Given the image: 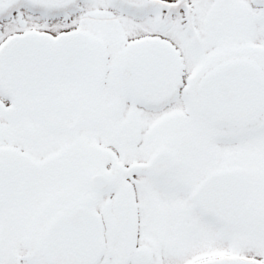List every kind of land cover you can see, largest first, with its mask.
Instances as JSON below:
<instances>
[{
    "label": "snow or ice",
    "instance_id": "obj_1",
    "mask_svg": "<svg viewBox=\"0 0 264 264\" xmlns=\"http://www.w3.org/2000/svg\"><path fill=\"white\" fill-rule=\"evenodd\" d=\"M0 264H264V0H0Z\"/></svg>",
    "mask_w": 264,
    "mask_h": 264
}]
</instances>
